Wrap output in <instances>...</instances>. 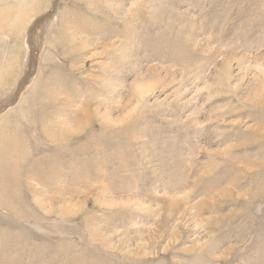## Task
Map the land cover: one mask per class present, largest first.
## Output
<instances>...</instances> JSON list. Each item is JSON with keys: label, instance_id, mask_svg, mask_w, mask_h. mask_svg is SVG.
Segmentation results:
<instances>
[{"label": "rangeland", "instance_id": "obj_1", "mask_svg": "<svg viewBox=\"0 0 264 264\" xmlns=\"http://www.w3.org/2000/svg\"><path fill=\"white\" fill-rule=\"evenodd\" d=\"M0 264H264V0H0Z\"/></svg>", "mask_w": 264, "mask_h": 264}]
</instances>
